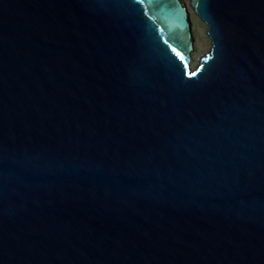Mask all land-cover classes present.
Segmentation results:
<instances>
[{"label": "water", "instance_id": "water-1", "mask_svg": "<svg viewBox=\"0 0 264 264\" xmlns=\"http://www.w3.org/2000/svg\"><path fill=\"white\" fill-rule=\"evenodd\" d=\"M0 0V264H264V0Z\"/></svg>", "mask_w": 264, "mask_h": 264}, {"label": "rangeland", "instance_id": "rangeland-1", "mask_svg": "<svg viewBox=\"0 0 264 264\" xmlns=\"http://www.w3.org/2000/svg\"><path fill=\"white\" fill-rule=\"evenodd\" d=\"M185 3L188 12L189 20L191 23V32L193 37V51L191 52L190 67L194 68L197 65L198 57L207 52L210 48V41L205 34V25L196 17L188 5V0H181Z\"/></svg>", "mask_w": 264, "mask_h": 264}]
</instances>
